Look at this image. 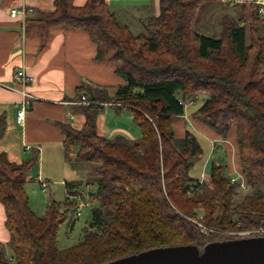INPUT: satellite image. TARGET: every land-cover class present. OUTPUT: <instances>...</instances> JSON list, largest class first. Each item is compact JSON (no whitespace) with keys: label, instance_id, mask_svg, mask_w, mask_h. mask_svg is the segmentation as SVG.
Here are the masks:
<instances>
[{"label":"trees","instance_id":"16d2710c","mask_svg":"<svg viewBox=\"0 0 264 264\" xmlns=\"http://www.w3.org/2000/svg\"><path fill=\"white\" fill-rule=\"evenodd\" d=\"M210 1L159 0L160 14L146 19L138 34L120 22L107 0H87L82 7L54 0L53 11L27 16L25 39L39 51L57 31L84 32L96 48L95 60L113 65L125 84L113 93L82 85L91 102L82 107L83 128L60 126L64 146L76 148L91 165L86 185L93 189L91 201L98 202L76 245L61 248L59 235L67 221L74 228L83 182L65 183L64 204L49 201L40 217L26 189L39 153L20 164L0 153V204L12 250L8 257L0 244V264H105L188 244L203 252L225 232L264 227V18L256 2L235 4L237 11L222 18L219 33L209 35L198 17ZM201 96L199 109L187 113ZM104 104L128 108L140 138L101 136L97 123ZM195 121L221 140L233 138L236 164L251 194L237 200L240 187L231 182L225 146L213 150H224L225 158L212 162L209 180L191 177L203 155L187 126ZM5 131L2 121L0 140Z\"/></svg>","mask_w":264,"mask_h":264},{"label":"crops","instance_id":"0c3cea01","mask_svg":"<svg viewBox=\"0 0 264 264\" xmlns=\"http://www.w3.org/2000/svg\"><path fill=\"white\" fill-rule=\"evenodd\" d=\"M107 1L120 22L132 31H138L137 34L145 28L146 19L152 16L157 17L160 14L159 0ZM256 1H210L208 4L220 10L221 14L216 31L212 33L211 29L203 24L201 21L202 11L198 17L199 26L203 32L216 35L220 31L222 18L233 15L237 11V8L234 7L235 4ZM86 2L87 0H74V5L82 7ZM14 8L53 11L55 5L54 0H0V125L2 121H5L6 124L4 137L0 140V153H5L12 162L20 164L31 159L34 152H38L39 160H43L44 168L45 158L49 152H54L57 155L66 154V156L70 154L78 161H82L78 157L79 151L76 148L64 146V134L60 127L61 124H71L77 129H82L85 124L83 105L72 103L78 101L85 94V90L80 92L79 88L82 85L86 86L85 84H93L115 89L124 85L125 81L116 73L113 65L95 60L96 48L84 32L57 31L48 46L39 51L36 42L26 41L22 23L12 17L11 12ZM23 65L34 77V84L28 90L36 99L27 112L24 125H21L17 120V114L21 107L22 96L15 90L5 88V85H14L13 75ZM109 92L113 93L111 89ZM104 108L114 109L117 115L114 117L117 120L123 119L122 112L125 109L116 110L113 104H104ZM126 110L133 119L130 110L128 108ZM109 115L110 112H106L98 117L97 131L101 136L111 139L119 135L133 140L140 138L137 131L134 133L125 127H115L108 132L105 124ZM186 119L189 120L188 117ZM194 124L200 131L213 137L215 142H223L212 130L196 121ZM225 141L221 143V147L228 144L233 150L234 159L230 164V172H232L234 168L238 170L235 162L236 149L230 140ZM43 172H45L44 169ZM36 178L34 179L37 180L38 178ZM43 180L47 183V179L43 178ZM4 223V207L0 204V241L7 243L9 233L5 230Z\"/></svg>","mask_w":264,"mask_h":264},{"label":"rangeland","instance_id":"374dc122","mask_svg":"<svg viewBox=\"0 0 264 264\" xmlns=\"http://www.w3.org/2000/svg\"><path fill=\"white\" fill-rule=\"evenodd\" d=\"M201 16H202L201 21L203 22V24L208 26L211 29L212 33H215L219 21L218 19L221 16L220 10L215 9V7L211 4H207L203 8L201 12ZM263 31H264L263 27H260L259 34L261 36H263ZM133 32L134 34H137L136 32L138 31L136 32L133 31ZM113 90L114 89H112V91ZM203 100L204 98L203 96H201L196 102L190 104L187 108V113L192 114L193 112L197 111L199 107L202 105ZM106 112H110L108 121L105 124L108 132L115 127H125L127 129L132 130L134 133L135 131H137L139 135L141 134L139 126L128 115L126 109L123 110L122 112L124 114L122 120L120 118L117 120L116 117H114L117 115L115 114V110L112 108L104 109L100 113V115H104ZM127 118H131V119L128 120ZM194 123L193 125H190L188 123L187 126L196 133L198 142L200 143L203 149V155L202 158L197 160L194 166L192 167L190 171V175L194 179H202L203 177L206 176V178L209 180L212 162L214 160H217L218 159L217 157L219 156H222L223 158V154L225 153H223L224 150H222V152L213 151L214 148L216 149L221 148L222 145L221 142L216 141L213 146V141H214L213 137H210L208 133L200 131L195 126ZM184 128H186L185 125ZM231 139L233 140V138H229V140L233 143ZM225 147H227L228 150L227 152L228 154L226 153L225 157L229 161V165H230L232 164L234 159L232 153L233 150L228 144ZM236 156L237 153L235 151V162L237 163ZM90 166L91 165L89 163H86V161L84 160L78 161L75 157L70 156V154L66 156V154L57 155L54 152H49L47 153L45 158V168H44L43 160L41 159L38 162H36V164L33 166L30 172V177L33 179L31 182L27 184L26 189L30 198L31 209L36 215L40 217H42L45 214L46 206L49 203V201L55 200L57 202L64 204L67 198V190L65 183H72L73 181L83 182L81 189L83 191V200L80 201V206L77 209L80 215L79 216L75 215L73 230L69 229V224H68L69 221H67L61 227L60 235H59V246L61 248H69L79 243V241L82 238L84 228L87 226V223L90 222L92 219V210L98 206L97 201L92 202L90 199V192H92L91 190L93 189L91 187H87L86 185V180L88 177V171L90 170ZM43 169L45 170V172H43ZM230 170H231V166H230ZM227 172L229 174L228 170ZM39 174L42 176L41 178L47 179L48 184L46 183L45 185V187L47 188L46 191L42 190L41 185L38 182L39 180L37 178H39L40 176ZM34 178H36L37 180H35ZM238 191L239 193H237V200H240L241 196H245L253 192L252 186H250V190L247 192L241 189H238ZM71 215L72 213L70 214V217ZM257 229H264V227L259 226ZM251 231H256V230H251ZM247 232L248 230H235V231L225 232L223 233L224 234L222 236L223 238H221V240L218 241L233 239V238H245V237L264 235V230H260L259 231L260 234L258 235H251V236H246ZM6 234H8L7 231ZM0 243L4 245L3 249L6 255L8 257H11L12 250L9 247H7L6 242L0 241Z\"/></svg>","mask_w":264,"mask_h":264},{"label":"water","instance_id":"95a60500","mask_svg":"<svg viewBox=\"0 0 264 264\" xmlns=\"http://www.w3.org/2000/svg\"><path fill=\"white\" fill-rule=\"evenodd\" d=\"M105 264H264V236L153 248Z\"/></svg>","mask_w":264,"mask_h":264},{"label":"built area","instance_id":"2783aa9c","mask_svg":"<svg viewBox=\"0 0 264 264\" xmlns=\"http://www.w3.org/2000/svg\"><path fill=\"white\" fill-rule=\"evenodd\" d=\"M256 3L260 6V13L264 14V0H257ZM34 12V9L32 8H14L11 12L12 17L18 19L22 23L23 32L25 34V22L28 15L32 14ZM13 84L14 85H5V88L9 90H15L16 92H19L22 96L21 100V107L17 114V120L21 125H24L26 121V116L28 110L31 108L32 102H34V99H36L34 96H32L29 93V88L34 84V77L31 76L28 71L27 67L25 65L19 67L17 71L13 75ZM73 104L77 105H90L91 102L88 101L87 97L85 95H82L78 101L72 102ZM223 142H226L225 140H222ZM221 142V143H223ZM215 141H213L214 145ZM231 182L233 184H238L240 189L243 191H249L250 186L246 183L244 176L239 172L236 168L231 172ZM42 185V189L46 191V183L41 179V177L38 178ZM206 180L205 177L201 180L200 183H203ZM76 215H80L78 212ZM256 230V231H251ZM248 230L246 233V236L251 235H258L260 234V230L264 229H251ZM264 236V235H263ZM253 237H260V236H253Z\"/></svg>","mask_w":264,"mask_h":264}]
</instances>
